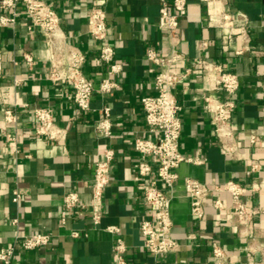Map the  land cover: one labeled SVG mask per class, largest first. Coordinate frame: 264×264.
<instances>
[{
    "label": "crops",
    "instance_id": "1",
    "mask_svg": "<svg viewBox=\"0 0 264 264\" xmlns=\"http://www.w3.org/2000/svg\"><path fill=\"white\" fill-rule=\"evenodd\" d=\"M44 1L61 16L69 42L85 54L83 70L93 81L95 92L90 109L82 111L72 98V85L50 78L46 38L27 15H19L14 25L0 26V248L45 232L51 235L48 244L35 249L18 247L13 263L115 264L113 249L121 238L127 245L128 264H149L153 257L144 245L140 225L145 219L153 220L155 213L143 199V181L137 169L140 154L134 141L138 136L152 137L147 131L142 98L156 93L158 68L147 58V51L152 48L167 54L171 50L169 33L158 25L160 1H106L109 41L123 64L115 76L118 86L109 93L100 91L107 68L99 59V42L92 37L88 24L93 0ZM228 8L237 23L247 17L253 51L237 53L240 38L229 37L225 29L208 24L212 5L204 0H188L179 49L189 64L207 57L227 63L239 76L232 123L242 156L225 152L205 108V96L226 95L213 89L202 71L190 73L177 84L174 94L182 105L180 149L198 161L180 164L172 190L161 185L172 195V235L180 243L175 251L160 256L162 264H218L213 241L229 255L224 264H264V210L254 217L253 237H242L244 226L229 210L223 212L214 205L220 197L229 207L228 192L212 190L204 200V217L197 219L191 213L185 187L186 177L205 180L212 188L230 178L256 182L261 190L247 194L245 200L257 209L264 205V173L251 170L252 160H264V0H230ZM200 39L209 41L204 50L196 47ZM25 53L34 57L32 66L26 62ZM183 65L179 62L174 70L182 71ZM106 106L110 107L114 132L108 138L99 135L94 125ZM5 107L17 113L15 124L6 122ZM39 107L49 109L65 131L62 137L49 139L36 132L34 111ZM252 135L258 137L256 145L251 142ZM106 148L114 149L115 158L104 193L103 214L94 224L95 161L103 157ZM150 161L156 169V159L150 157ZM16 190L20 193L18 201L14 199ZM70 191L79 194L80 203L65 211L63 197ZM108 225H118L120 230L108 231ZM73 230L81 231V236L74 238Z\"/></svg>",
    "mask_w": 264,
    "mask_h": 264
},
{
    "label": "built area",
    "instance_id": "2",
    "mask_svg": "<svg viewBox=\"0 0 264 264\" xmlns=\"http://www.w3.org/2000/svg\"><path fill=\"white\" fill-rule=\"evenodd\" d=\"M106 1L93 0L88 17L91 35L99 42V59L106 64L107 68V76L100 83L102 93H109L118 86L115 76L123 69L122 62L116 57V49L109 41ZM159 1L158 25L169 33L171 50L167 54H161L152 48L147 51V58L158 68L155 75L156 93L142 98L147 131L152 137L138 136L134 141V147L140 154L137 169L138 175L143 181V199L145 204L150 206L155 213L153 220L145 219L140 225L144 245L153 257V262L149 264H162L160 256L175 251L180 245L179 241L172 235L174 226L171 212L172 195L167 193L162 186L172 190L179 178L177 168L180 164L184 161H198L194 157L185 155L180 149L183 124L179 113L182 105L174 94L177 84L185 80L190 73L196 70L202 71L210 80L211 87L226 95L225 97L205 96V108L211 115L215 136L225 152L232 157L242 156L239 152L236 131L232 123V117L237 107L235 94L240 87L239 76L231 71L227 63L223 61L199 57L194 59L192 64L187 63V57L179 49V44L181 41V20L188 13V0ZM204 1L212 5V10L208 15V24L225 29L229 37L237 35L242 44L237 53L253 51L247 17L237 23L234 14L228 8L230 0ZM0 9L2 11L0 26L14 25L18 16L24 14L30 18L32 25L44 34L49 53L50 78L53 81L70 83L73 87V100L79 109L88 111L95 92L94 83L83 70L85 54L69 42L57 10L44 0H0ZM208 46V39H200L196 43V47L201 50ZM24 57L30 66L34 64V57L30 53H25ZM179 62L184 63L180 72L174 70V66ZM2 69L3 57L0 45V77ZM110 114V107H104L94 123L97 133L105 138L111 137L114 133ZM34 115L37 120L36 132L39 135L55 139L65 134L64 129L55 122L49 109L39 107L35 109ZM4 117L9 124H15L18 120L17 113L10 107L4 108ZM251 142L254 145L258 143L257 135L251 136ZM150 157L156 159V169L150 161ZM114 158V149L106 148L103 157L95 161L91 211L94 224L100 222L103 214L104 193L111 180V162ZM154 169L156 176L153 177ZM251 170L264 173V160H252ZM185 187L190 199L191 213L197 219L204 217V200L211 194L212 190L228 192L231 196L230 206L226 207L223 200L217 197L214 201L215 207L223 212L229 210L237 218L239 223L244 226L241 233L242 237H253L254 217L258 211L264 210V205L257 209L246 202L245 196L249 193L259 192L261 187L258 183L247 184L241 179L230 178L212 188L205 180L186 177ZM19 198L20 193L16 190L14 199L18 201ZM63 203L65 211L79 205V194L76 191L66 193L63 197ZM65 211L63 220L66 219ZM105 229L118 232L120 227L108 225ZM71 235L74 238H79L81 231L73 230ZM50 240L51 235L49 233L38 232L25 236L9 246L1 247L0 264H14L13 260L18 247L35 249L48 244ZM126 250L125 241L119 238L113 249L115 264H128L125 256ZM250 250L253 251L254 249ZM212 252L218 264H224L229 258L227 251L216 241L212 242Z\"/></svg>",
    "mask_w": 264,
    "mask_h": 264
}]
</instances>
